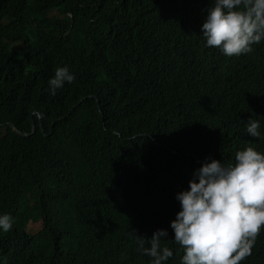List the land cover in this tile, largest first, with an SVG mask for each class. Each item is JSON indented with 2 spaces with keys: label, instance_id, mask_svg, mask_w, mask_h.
Listing matches in <instances>:
<instances>
[{
  "label": "trees",
  "instance_id": "trees-1",
  "mask_svg": "<svg viewBox=\"0 0 264 264\" xmlns=\"http://www.w3.org/2000/svg\"><path fill=\"white\" fill-rule=\"evenodd\" d=\"M211 6L0 0V215L13 218L0 264H152L132 233L148 248L158 230L163 264H182L177 194L205 162L264 154V41L238 57L208 47ZM58 67L74 80L52 95ZM30 118V137L14 132ZM240 264H264V228Z\"/></svg>",
  "mask_w": 264,
  "mask_h": 264
},
{
  "label": "clouds",
  "instance_id": "clouds-1",
  "mask_svg": "<svg viewBox=\"0 0 264 264\" xmlns=\"http://www.w3.org/2000/svg\"><path fill=\"white\" fill-rule=\"evenodd\" d=\"M207 12L201 31L208 47L238 57L264 41V0H212ZM73 80L67 67H58L49 80L51 94ZM259 128V121L247 122L252 137L259 138ZM189 189L177 194L181 211L170 225L174 241L184 249L182 264H240L252 254L264 228V154L249 146L235 153L234 164L205 162ZM12 226L10 215H0V229L8 232ZM167 235L158 230L145 248L146 240L132 233L152 264H163L173 255L161 246Z\"/></svg>",
  "mask_w": 264,
  "mask_h": 264
},
{
  "label": "rangeland",
  "instance_id": "rangeland-1",
  "mask_svg": "<svg viewBox=\"0 0 264 264\" xmlns=\"http://www.w3.org/2000/svg\"><path fill=\"white\" fill-rule=\"evenodd\" d=\"M52 15H55V16H57V14L56 13H53ZM40 228H41V224H40V222L39 223H36V224H34V223H29L28 225H27V232L28 233H30V234H34V233H36V232H38L39 230H40Z\"/></svg>",
  "mask_w": 264,
  "mask_h": 264
},
{
  "label": "water",
  "instance_id": "water-1",
  "mask_svg": "<svg viewBox=\"0 0 264 264\" xmlns=\"http://www.w3.org/2000/svg\"><path fill=\"white\" fill-rule=\"evenodd\" d=\"M30 122H31V132L29 134H22L18 130H16L15 128H13V127L12 128H13L14 132H16L18 135L27 138V137H30L35 132V125H34L32 118H30Z\"/></svg>",
  "mask_w": 264,
  "mask_h": 264
}]
</instances>
